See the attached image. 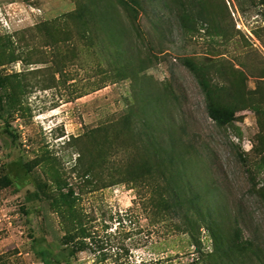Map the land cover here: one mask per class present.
I'll list each match as a JSON object with an SVG mask.
<instances>
[{"label": "rangeland", "instance_id": "rangeland-1", "mask_svg": "<svg viewBox=\"0 0 264 264\" xmlns=\"http://www.w3.org/2000/svg\"><path fill=\"white\" fill-rule=\"evenodd\" d=\"M76 1L0 0V179L10 181L0 185V264H262L215 251L206 229L161 199L177 180L180 193L201 196L197 217L211 207L229 230L232 215L243 238L264 248L257 118L243 110L226 126L213 122L184 65L223 60L254 90L264 79V0H201L226 30L219 36L201 23L189 32L178 19L181 9L197 13L198 0L153 1L136 20L144 38L117 8L109 11L117 32L94 18L83 33L86 20L68 16ZM105 141L106 163L87 179ZM157 154L153 179L124 178ZM47 169L78 196L89 237L74 256L46 198L54 194L44 187ZM110 179L121 183L100 188Z\"/></svg>", "mask_w": 264, "mask_h": 264}, {"label": "trees", "instance_id": "trees-1", "mask_svg": "<svg viewBox=\"0 0 264 264\" xmlns=\"http://www.w3.org/2000/svg\"><path fill=\"white\" fill-rule=\"evenodd\" d=\"M157 0H77V9L74 12L69 13V20L85 21L86 28H83V33H91L89 29V23L94 21V18H98L104 21V27L109 30L110 33H115L119 30L117 26L109 28V21L113 19L111 10L114 8L123 12L122 14L129 19L131 29L137 36L144 38L143 32L137 23L138 13L143 11L147 3ZM163 5L166 6L167 2L170 4H176L178 1L174 0H160ZM200 9L197 13H193L190 9L180 10L178 19L185 25V28L189 32H195L198 24H202V30L212 29L213 35L219 36L226 34V30L222 24L215 18V13L207 8V5L198 0ZM160 3V2H159ZM112 12V11H111ZM126 32L127 30L124 29ZM228 62L223 60H217L210 64L198 63L195 59H184V65L188 69L197 75L200 86L203 89V96L205 99L206 112L213 122L218 125L226 126L230 124L235 117L236 112L243 110L252 111L260 127L259 144L260 148L258 153L261 154L260 159L255 164V168L259 172L264 173V79L255 87L254 90H247L243 81V78L239 76L238 72L233 67H227ZM211 72L215 73L212 74ZM211 74L212 77L208 75ZM216 75V78L214 77ZM261 78H264L261 77ZM3 88V83L0 80V90ZM2 97L0 96V103ZM98 130L92 131V135L96 134ZM99 145L97 144V154L86 171V178L88 179L95 169V167L103 166L108 158L111 145ZM173 144L170 145V152L173 151ZM256 149V147H255ZM169 153H167L168 156ZM160 154L153 155L151 160L144 161L140 166H132L128 168L124 177L129 182L145 181L154 178L155 169L160 166L161 161L156 158H161ZM169 163L172 162L171 154L168 156ZM168 162V161H167ZM171 166V165H170ZM43 167V166H42ZM46 173L49 176V181L44 183V187L52 188L54 194L47 195L46 198L50 201L51 210L57 214V218L60 220V224L63 227L64 235L62 237L63 246H70L68 249V255L74 256L77 252L84 249L85 240L88 239L89 234L83 224L81 214L78 211L77 199L73 189L69 184L63 180L57 171L53 169H47ZM120 180V179H118ZM110 179L109 182H103L100 188L116 185L121 181ZM101 182V181H100ZM10 184L9 179L4 175L0 179V185L7 187ZM49 184V185H48ZM169 194L171 198H163L161 202L164 203V207L168 212L173 211L175 213H182L185 217L184 220L193 222L196 226V230L200 228L206 229L213 239V248L218 250L220 246L227 250L231 255L235 257H243L246 254H251L256 260L264 264V248L261 245L250 239H244L240 228L237 226V219L234 216H229V221L232 222V227L229 230L218 225L217 222L222 220V216L218 212H214L213 208L208 207L206 212H202L201 215L196 216L198 211V205L201 204V196L195 193H180L177 180H173L169 183ZM51 186V187H50ZM260 195L264 200V183H262L259 189ZM197 217L194 221V217ZM202 224H197V221ZM200 225H203L202 227ZM194 231V230H193ZM192 238H194L193 233ZM194 243L197 245V240Z\"/></svg>", "mask_w": 264, "mask_h": 264}]
</instances>
